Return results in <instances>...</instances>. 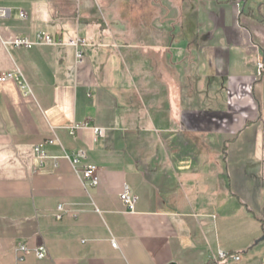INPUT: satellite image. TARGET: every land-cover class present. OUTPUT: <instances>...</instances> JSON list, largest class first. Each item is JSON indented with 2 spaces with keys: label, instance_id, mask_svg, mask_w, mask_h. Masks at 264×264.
Returning a JSON list of instances; mask_svg holds the SVG:
<instances>
[{
  "label": "crops",
  "instance_id": "crops-1",
  "mask_svg": "<svg viewBox=\"0 0 264 264\" xmlns=\"http://www.w3.org/2000/svg\"><path fill=\"white\" fill-rule=\"evenodd\" d=\"M98 1L2 0L0 75L31 92L0 85V264H18L20 245L23 264H264V0H201L184 40L172 18L145 44L126 15L104 27ZM39 33L59 44L11 45ZM72 38L87 42L82 64ZM136 46L152 68L130 56L119 70ZM79 151L96 187L63 158Z\"/></svg>",
  "mask_w": 264,
  "mask_h": 264
},
{
  "label": "rangeland",
  "instance_id": "rangeland-1",
  "mask_svg": "<svg viewBox=\"0 0 264 264\" xmlns=\"http://www.w3.org/2000/svg\"><path fill=\"white\" fill-rule=\"evenodd\" d=\"M241 1V0H240ZM208 2L205 0V3ZM98 3V4H97ZM94 7V16H100L101 22L104 27H107L106 22L108 20L114 21V27H119V30L123 28L125 24V15L131 22V30H135L140 33L134 36V42L141 44L147 43V39L143 36L147 33L155 34L162 31L163 33L169 32L170 22L172 19V31L178 30V37L184 40L183 34L186 26L187 17L188 25L194 24L197 19L198 12L204 2L201 0H99ZM124 8L125 11L121 9ZM157 8V9H156ZM123 12V13H122ZM155 16L160 20L162 27L157 28L153 20ZM140 22L141 25H138ZM176 27L178 29H176ZM145 28L146 33H141ZM162 29V30H161ZM194 34V30H187V35L191 36ZM158 37H154V39ZM124 55V57L121 56ZM129 54V57H127ZM130 56L134 57V62L140 63L141 70H149L152 68L150 57L144 55L138 48V46L131 48L129 51L122 50L119 53L118 69H129L133 68L134 63L130 60ZM142 104V98H141Z\"/></svg>",
  "mask_w": 264,
  "mask_h": 264
},
{
  "label": "built area",
  "instance_id": "built-area-1",
  "mask_svg": "<svg viewBox=\"0 0 264 264\" xmlns=\"http://www.w3.org/2000/svg\"><path fill=\"white\" fill-rule=\"evenodd\" d=\"M2 0H0V20L1 19H7L10 17V10L4 6H2ZM239 8V6H238ZM20 18L23 21H26L28 19V14L21 10L20 11ZM59 42H57L53 36L46 34V33H39L36 36V41H32L29 37H18L14 39L11 42V45L14 48H27L30 49L36 45H47V46H54L58 45ZM62 44V42H60ZM67 45L70 47L75 48L76 50V60L78 64H82L84 60V51L83 48L87 46V42L84 39L81 38H72L68 40ZM264 68L263 63H259V69L262 70ZM14 80L16 81L20 88L24 91L31 92L23 75L20 72L12 73V74H1L0 75V85L7 82ZM96 136H102L104 134L103 129H95ZM49 144H53L52 141L49 142ZM35 154L37 159L39 160L40 164L42 165L45 160L48 158L46 155V152L43 149V146H38L35 148ZM63 158L67 160L74 170L79 173L81 177V181L84 185H89L91 187H96L98 184V177L97 172L98 168L94 165H87V166H81L83 160L85 159V154L81 151L79 152H65L63 155ZM121 201L125 204L128 211L131 213H134L136 210V206L138 204V198L135 196L132 191L129 189V187H125L122 194L120 195ZM59 212H63V208L59 207ZM58 218H61V215L58 216ZM113 247L116 248L117 244L116 242H113ZM17 252L19 253L18 257V264H23L26 260L27 255L29 254L30 250L25 245H20L17 248ZM36 257L38 260H44L47 257V252L44 248H41L39 250L35 251ZM227 254L220 253L219 258L215 259V263L218 264L219 260L225 261L228 259ZM236 261H240V257L235 258Z\"/></svg>",
  "mask_w": 264,
  "mask_h": 264
}]
</instances>
